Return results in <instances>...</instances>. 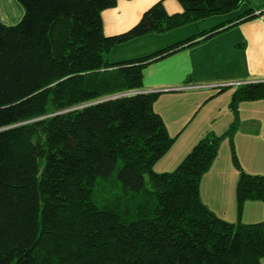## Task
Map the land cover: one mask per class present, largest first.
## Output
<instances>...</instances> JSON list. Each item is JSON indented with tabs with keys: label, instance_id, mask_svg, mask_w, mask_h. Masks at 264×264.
I'll return each instance as SVG.
<instances>
[{
	"label": "trees",
	"instance_id": "obj_1",
	"mask_svg": "<svg viewBox=\"0 0 264 264\" xmlns=\"http://www.w3.org/2000/svg\"><path fill=\"white\" fill-rule=\"evenodd\" d=\"M17 1L20 22H0V264H264V222H228L200 192L229 139L238 211L264 203V176L243 171L234 143L239 104L264 100V82L233 92L227 132L205 135L173 172L154 171L178 138L155 110L159 94L141 92L144 70L224 24L111 61L117 46L235 13L248 0H178L174 15L161 1L110 37L102 14L117 0Z\"/></svg>",
	"mask_w": 264,
	"mask_h": 264
},
{
	"label": "crops",
	"instance_id": "obj_2",
	"mask_svg": "<svg viewBox=\"0 0 264 264\" xmlns=\"http://www.w3.org/2000/svg\"><path fill=\"white\" fill-rule=\"evenodd\" d=\"M161 1L169 15L183 12L178 0H117L114 8L107 9L102 14L105 36H116L129 31L148 9ZM251 9L256 18L234 24L233 20L238 15ZM23 15L24 8L17 0H0V22L3 24H17ZM220 24H224L225 31L222 33L153 61L144 70L145 85L142 92L159 93L155 110L163 117L171 136L174 137L181 131L174 144L176 167L201 138L208 133L214 134L213 126L220 117L218 103L229 95L225 100H228L230 106L232 94L237 87H223L226 89L221 93L219 91L222 88L191 89L189 98L184 100L179 95H184L180 93L185 92L160 90L198 88L203 84L264 82V0H248L235 13L215 16L165 34H150L138 38L117 46L111 53L113 63L146 57ZM239 115L240 126L234 137L239 165L250 175L264 176V100L240 103ZM173 163H166L161 170L168 171ZM238 178L239 170L234 163L231 166L229 161L222 160L219 152L212 168L201 181L203 203L218 217L231 223L264 222L262 202H247L242 213L238 211ZM214 198L220 202L224 198L220 208L224 211L219 212L220 214L212 209L213 204L216 207Z\"/></svg>",
	"mask_w": 264,
	"mask_h": 264
},
{
	"label": "rangeland",
	"instance_id": "obj_3",
	"mask_svg": "<svg viewBox=\"0 0 264 264\" xmlns=\"http://www.w3.org/2000/svg\"><path fill=\"white\" fill-rule=\"evenodd\" d=\"M209 85H212V84H203V86H209ZM202 87H200V88H202ZM142 91H143V89L141 90V92ZM160 91H172V92H175L176 91V93L177 92H185V93H180V94H184V95H179V98H182L183 100L185 98H189V95L191 94L190 90H186L185 91V90H175V89H173V90H160ZM152 93H156V91H154ZM157 94H159V93H157ZM225 97L226 98H229V95H226ZM225 97H223L221 99V101H219V103H218V109L220 111V117H219V121L213 126V129L214 130H212L213 133H214V135H216V136H221L225 132H227L229 130L230 126L233 123L232 113H231V111L229 109V102H228V100H225ZM193 124L194 123H192L191 126H193ZM196 124H198V123H196ZM195 126L196 125H194V127ZM180 132L178 134H176L174 137L178 138L180 136ZM170 151L171 152L161 162L159 161V163L156 166V168L154 167V171L156 173H163L164 171L165 172H173L176 169V166H175L176 165L175 164V145L172 147V149ZM219 152H220V156H221L222 160L224 159L226 161H229L230 164H231V166H233V161H232V157H231L232 156V153H231L230 140L229 139H226L225 141H223ZM168 162H174L173 163V166L171 168H168L169 169L168 171L167 170H161V169H163V166L166 163H168ZM147 184H149V178L148 177H147ZM214 201H215L216 207L213 204L212 209L213 210L216 209L215 211H217L218 213L224 211V210L220 209L221 206H222L221 202L224 201V198H221V202L218 201V200H216L215 198H214ZM226 211L227 212H232L233 210L232 211L226 210ZM227 218L230 219V220H232L230 217H227Z\"/></svg>",
	"mask_w": 264,
	"mask_h": 264
},
{
	"label": "built area",
	"instance_id": "obj_4",
	"mask_svg": "<svg viewBox=\"0 0 264 264\" xmlns=\"http://www.w3.org/2000/svg\"><path fill=\"white\" fill-rule=\"evenodd\" d=\"M242 85H245L244 83L242 82H233V83H217V84H212V85H209V86H203L202 88L204 89H219V88H223V87H226V86H234V87H240ZM191 89H201L200 87L198 88H194V87H182V88H179L177 90H191ZM143 93V92H142Z\"/></svg>",
	"mask_w": 264,
	"mask_h": 264
}]
</instances>
